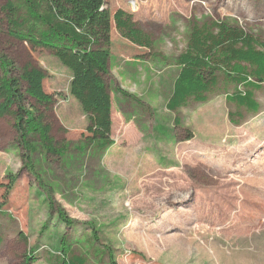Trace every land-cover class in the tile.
I'll return each mask as SVG.
<instances>
[{
    "label": "rangeland",
    "instance_id": "1",
    "mask_svg": "<svg viewBox=\"0 0 264 264\" xmlns=\"http://www.w3.org/2000/svg\"><path fill=\"white\" fill-rule=\"evenodd\" d=\"M6 1L0 52L16 75L27 65L46 73L53 102L38 107L28 98L27 108L46 111L63 151L48 157L38 142L18 140L11 117L0 120V185L16 175L0 212V264H55L62 241L86 264H264V82L252 90L256 112L226 100L235 86L224 76L206 102L166 107L192 24L225 21L264 41V0H105L112 14H131L152 49L110 55L113 130L104 148L77 132L87 120L69 93V70L7 33ZM111 36L118 38L113 22ZM169 207L182 244L142 239ZM172 244L190 258L174 261Z\"/></svg>",
    "mask_w": 264,
    "mask_h": 264
},
{
    "label": "trees",
    "instance_id": "2",
    "mask_svg": "<svg viewBox=\"0 0 264 264\" xmlns=\"http://www.w3.org/2000/svg\"><path fill=\"white\" fill-rule=\"evenodd\" d=\"M2 11L7 33L29 44L33 49L53 55L70 72L69 93L80 104L88 124L86 139H98L100 148L109 143L111 132V97L107 78L112 51L140 52L152 49V40L122 9L113 14L105 0H7ZM112 22L118 38L112 39ZM144 53L135 54L142 57ZM138 59V58H135ZM178 73L166 107L175 111L189 100L203 103L219 89V77L224 76L235 90L226 100L256 112L259 108L253 89L264 82V41L225 21L210 26L193 23L185 49L175 58ZM14 62L0 52V118L11 117L12 127L23 144L38 142L48 157L60 156L63 149L51 136V123L46 111L38 108L49 105L52 95L44 90L45 73L32 66L16 75ZM237 86H243L244 91ZM28 98L34 104L27 108ZM178 120L176 123L178 124ZM1 184L0 212L16 180L7 176ZM53 207V205H52ZM66 224L70 221L58 210ZM62 255L55 264H86L87 256L74 254L72 245L62 241ZM26 258V263L31 262ZM111 264L114 262L111 260Z\"/></svg>",
    "mask_w": 264,
    "mask_h": 264
},
{
    "label": "crops",
    "instance_id": "3",
    "mask_svg": "<svg viewBox=\"0 0 264 264\" xmlns=\"http://www.w3.org/2000/svg\"><path fill=\"white\" fill-rule=\"evenodd\" d=\"M112 39H113V37H112ZM40 52L41 53H48V52H46V51H43V50H40ZM48 54H50V53H48ZM53 58H55L53 55H51ZM45 73V72H44ZM45 76H46V73H45ZM45 82H46V77H45V79H44V82H43V87H44V90L48 93V91L46 90V86H45ZM173 86V85H172ZM172 90V89H171ZM110 97H111V95H110ZM75 101H76V99H74ZM52 102H53V99H52ZM77 102V101H76ZM77 104H78V102H77ZM80 105V104H79ZM77 109V108H76ZM82 110V109H81ZM70 112V111H69ZM84 113V112H83ZM76 114L78 115V116H80V112L78 111V109H77V111H76ZM84 115V114H83ZM6 117H8V116H5V117H1L0 118V120H3V119H5V120H8V119H6ZM111 132H110V138H111V133H112V130H113V122H112V100H111ZM86 120H87V122H88V119H87V117H86ZM87 122L85 121V123L82 125V127L83 128H80V130H77V132L78 133H80L81 135H86V132H84V130H85V126H86V124H87ZM65 127V126H64ZM52 136V135H51ZM53 137V136H52ZM88 140V139H87ZM112 140V139H111ZM87 144H90V145H92V144H97L98 143V139H93V140H88L87 142H86ZM114 144V142H113V140H112V142H111V144L109 145V146H112ZM170 208V207H169ZM166 208V209H162V208H160V211L158 212H156L155 213V215L158 217V218H156L157 220H156V225L158 226V227H151V228H149V229H147V230H145V232H144V234L141 236L142 237V239H150V240H152V238H153V240H154V238L157 236V237H162L163 239L164 238H166V236L167 237H172L173 238V241H177L178 242V244L179 243H181L182 244V232L181 231H179L178 230V228H180V227H175V226H173V225H169L170 224V217H171V213H173L174 212V209L172 208ZM157 209H154V212L156 211ZM166 211V214H164V212ZM173 216V215H172ZM184 221H182V223H183ZM185 224H187V222H185V223H183V225H185ZM188 224H189V222H188ZM170 227V226H172L174 229H172V230H170V231H166V227ZM205 227H207L206 225H205ZM204 229H206V228H204ZM182 230V229H181ZM199 231V230H198ZM199 232H202V228L200 229V231ZM194 233H196V229H194ZM189 234V233H188ZM185 238V237H184ZM185 242H187V240L185 239ZM184 242V243H185ZM181 246V245H180ZM177 249H178V247H176V246H174L173 244H172V250H173V258H174V261H179L180 260V257L181 256H184V259H189L190 258V255H188L186 252H184V253H180V252H178L177 251ZM178 253V255L177 256H175V253ZM154 253V252H153ZM159 254H161V257H164V253H161V252H158ZM217 257H221V256H216V258ZM192 258V257H191ZM191 260V259H190ZM239 262H240V264H244V261L241 259L240 261H239V259H237L236 260V263L235 264H239Z\"/></svg>",
    "mask_w": 264,
    "mask_h": 264
}]
</instances>
